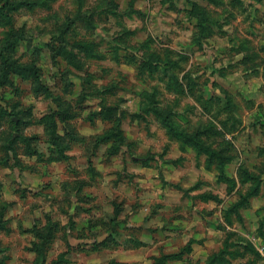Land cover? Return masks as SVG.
<instances>
[{"label":"rangeland","instance_id":"374dc122","mask_svg":"<svg viewBox=\"0 0 264 264\" xmlns=\"http://www.w3.org/2000/svg\"><path fill=\"white\" fill-rule=\"evenodd\" d=\"M17 1L0 264H264V0Z\"/></svg>","mask_w":264,"mask_h":264},{"label":"trees","instance_id":"16d2710c","mask_svg":"<svg viewBox=\"0 0 264 264\" xmlns=\"http://www.w3.org/2000/svg\"><path fill=\"white\" fill-rule=\"evenodd\" d=\"M23 1H24V0H18L17 3H16L17 7L20 6V5H22L21 2H23ZM25 1H26V4L29 5L30 1H27V0H25ZM23 3H24V2H23ZM6 6H7V5H6ZM116 119H117V123H119V120H120V119H119V118H116ZM117 128H118V126H117ZM176 131H178V134H179L180 131L177 130V129H176ZM175 134H176V133H175ZM189 137H190V136H189ZM191 137H192V136H191ZM56 145H57L56 143L52 144V146H56ZM245 201H247V197H246V196L243 197V201H242V202H239V203L235 204L234 207H235V208H238L239 205H240V203H243V202H245ZM41 249H42V248H40V250H41ZM60 258H61V257H60ZM61 259H63V258H61ZM113 262H114V261H113ZM113 262H111L110 264H113ZM114 263H116V262H114ZM116 264H121V263H116Z\"/></svg>","mask_w":264,"mask_h":264}]
</instances>
